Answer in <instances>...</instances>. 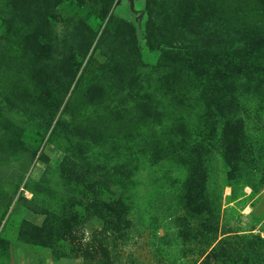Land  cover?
I'll return each mask as SVG.
<instances>
[{
	"label": "rangeland",
	"instance_id": "374dc122",
	"mask_svg": "<svg viewBox=\"0 0 264 264\" xmlns=\"http://www.w3.org/2000/svg\"><path fill=\"white\" fill-rule=\"evenodd\" d=\"M45 24L54 39L31 47ZM222 48L217 66L252 61L228 77L256 146L234 179L201 118L207 82L188 72L189 50L201 64ZM181 123L211 151L205 236L180 233L201 222L185 218L195 164L166 149ZM263 180L264 0H0V264H201L221 244L226 264H264Z\"/></svg>",
	"mask_w": 264,
	"mask_h": 264
},
{
	"label": "trees",
	"instance_id": "16d2710c",
	"mask_svg": "<svg viewBox=\"0 0 264 264\" xmlns=\"http://www.w3.org/2000/svg\"><path fill=\"white\" fill-rule=\"evenodd\" d=\"M37 31V32H36ZM37 33L34 39L31 40V47L36 48V45H38V39L39 36L45 40H53V32L50 29L48 25H42L37 30H35ZM91 34V33H90ZM249 36L248 38H250ZM87 41V40H85ZM258 42V41H257ZM257 42L253 41L247 42L246 45V51L244 52L243 57L247 58L250 53H253L258 51V47H256ZM260 43V42H259ZM262 46V45H261ZM213 54L210 58H208V61L201 62V64H198L197 62H194L192 51L189 50L188 56H189V70L188 72H192L194 69L196 72H198V76L202 79H204L208 85L207 88V95L203 96V100L208 103L207 110L203 112V115L201 118H204L206 120H210L213 123V127L211 129V133L209 136H215L220 139L222 142L223 147V157L225 162L229 166L228 171V179L235 178V171L238 167L241 165V160H243L244 155H250L252 158L255 155V147L252 145L250 138L247 136V132L245 129V126L241 122L240 119L235 118L234 112H232L231 107L233 108V103L236 102V98L228 95L231 94L233 91L231 89V86H233V81H229L228 77H232L233 75L236 76V73L240 74L248 69L251 68V60L248 59H242L239 62H236L237 64H225L222 65V67L216 65V60L223 58L228 55H234V53H231L230 48H222L218 52L211 51ZM236 52V51H235ZM236 54V53H235ZM32 56L34 58L31 59L32 63L29 59V64L27 63V66L29 67V70H33L37 68L41 61V55L39 51H36L35 49L32 50ZM208 62L212 63L210 65L211 68H207L206 65ZM218 62V61H217ZM235 62V61H233ZM215 63V64H214ZM220 63V62H218ZM209 69V70H208ZM212 71V74L210 73ZM209 72V73H208ZM39 75H42V72H38ZM40 80V78H39ZM49 82L55 89L56 93L58 92L60 88V82H61V76H58L56 79L50 80ZM46 84V83H43ZM94 86H92L93 88ZM91 89L88 90V93ZM91 92V91H90ZM57 95V94H56ZM96 93L92 92L90 96L91 103H94V100ZM201 99V100H202ZM143 102H140L142 104ZM144 105V103H143ZM142 117L147 118L150 113H148V110L145 108L142 109ZM145 116V117H144ZM221 120H224L223 126L219 127L218 124H215V122H219ZM177 122V121H176ZM180 122V121H179ZM182 125H178L179 129H177V133H175V136L180 137V142L177 141L175 143L170 144L166 149L171 147V150H178L179 152L188 151V155L190 157V160L192 161L195 166L193 167V171L190 174V179L186 180L185 184L188 188V191L185 193V202L187 206L185 207L187 211V215L185 216L186 219L188 218H195L200 219L199 225H195L192 222V220H189L186 222L184 228L182 229L181 236L184 234L185 236L189 234L194 233H200L201 235L204 234V226L206 223H208V216L212 214L211 208H206L205 205L207 203V190L205 191L206 183L209 181V173L208 170L205 167V160L208 156L210 151V147L207 144L204 143L202 138H199L200 141H191L189 140V132L191 133V130H188L185 126H183L184 123H181ZM79 128V127H77ZM201 134V132H199ZM165 149V150H166ZM161 151L160 148L156 146V152L159 154ZM253 160V159H252ZM261 182H264L261 181ZM111 208V206H110ZM126 207L124 205H119V207L111 208L112 211L116 212V216L118 218L123 219V225L119 228L123 232H125L126 229V220L123 217V213L126 210ZM104 214L101 213V216L103 218H106L108 215V211L104 210ZM189 211V212H188ZM105 216V217H104ZM193 216V217H192ZM206 221V222H205ZM212 223H214L212 221ZM205 224V225H204ZM200 226L202 228L200 229ZM213 229V234L211 237V243L212 240L216 237V232L218 230V227H215L214 225H209V229ZM210 243V245H211ZM209 245V246H210ZM222 245V244H221ZM218 245L215 246L206 256V259L203 260V264H226L228 261L226 258H230V255L226 251H224L222 254L220 253L222 250V246ZM205 252V251H204ZM201 263V264H202Z\"/></svg>",
	"mask_w": 264,
	"mask_h": 264
}]
</instances>
